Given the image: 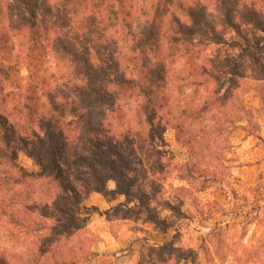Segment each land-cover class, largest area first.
<instances>
[{
  "label": "trees",
  "instance_id": "trees-1",
  "mask_svg": "<svg viewBox=\"0 0 264 264\" xmlns=\"http://www.w3.org/2000/svg\"><path fill=\"white\" fill-rule=\"evenodd\" d=\"M263 51L264 0H0V264H105L71 242L82 191H133L151 212L155 172L134 188V169L167 129L186 151L177 180L225 184L233 131L264 143L244 99Z\"/></svg>",
  "mask_w": 264,
  "mask_h": 264
},
{
  "label": "rangeland",
  "instance_id": "rangeland-1",
  "mask_svg": "<svg viewBox=\"0 0 264 264\" xmlns=\"http://www.w3.org/2000/svg\"><path fill=\"white\" fill-rule=\"evenodd\" d=\"M263 54L264 51L259 55ZM259 68L256 81L244 96L246 105L250 106V121L246 129L264 135V57L259 59ZM239 131L241 129L233 131L232 144ZM260 144L264 146V143ZM158 150L160 155L152 159V163L145 160L147 167L138 164L134 169V188L145 189L148 186L149 183L144 181L147 176L145 170L151 167L155 172L152 178H156L153 184L157 192L149 191L154 195L150 202L151 212L147 213L127 201L134 196L133 191L128 197L124 196L122 203H114L102 211L89 204L87 199L98 194L110 201L117 194L91 192L85 196L86 191H82L77 210L79 222L71 242H77L79 238L85 248H92L108 232L116 239L140 240L136 245L140 248L136 259L145 256L149 247L163 245V252L158 259L155 257V264H264V241L259 242L264 232V177L252 185H244L232 175L220 188L214 185L198 191V181L189 183L186 180L187 184L176 178L182 172L179 166L186 159V151L176 144L171 129L164 132L158 142ZM19 159L28 168H35L32 160L24 154H20ZM233 162L234 159L231 164ZM109 185L116 189L115 182L108 180L105 182L107 191L114 190L109 189ZM181 185L187 186L188 193L176 189ZM153 216L158 222L150 220ZM253 223L258 226H253ZM131 230L133 233L130 235ZM162 234L168 239H160ZM152 236L157 239H150ZM24 241L26 239H8L4 247L9 252L23 251ZM148 241L152 243L143 244ZM206 250L209 257L205 255ZM103 254L106 255L102 258L105 264L127 263V259L117 252Z\"/></svg>",
  "mask_w": 264,
  "mask_h": 264
},
{
  "label": "crops",
  "instance_id": "crops-1",
  "mask_svg": "<svg viewBox=\"0 0 264 264\" xmlns=\"http://www.w3.org/2000/svg\"><path fill=\"white\" fill-rule=\"evenodd\" d=\"M261 133L260 135L264 139V135ZM228 158L231 162L232 159H234L233 165L231 164L233 166H231L232 177L237 178L240 182L244 183V185H252L256 180L259 181V178L264 177V146L258 143L253 135L247 134L242 130L239 131V134H237V137L233 140L232 151L228 154ZM108 188L115 189L114 186L111 185H109ZM124 199V195L117 194L113 199L107 201L103 196L94 194L91 195L87 201L89 204L96 206L98 210L102 211L114 203H122ZM253 226L258 225L253 223ZM129 233L131 235L133 230L129 231ZM149 238L153 239V236ZM160 239L167 240L168 238L165 234H162ZM140 242L141 241L138 239L133 240L131 238L127 240L123 238L116 239L107 232L92 246V249L98 253L117 252V254H121L122 257L127 259V263L125 264H134L136 255H138L140 249L136 245ZM151 243L150 241H148V243L143 242L145 245Z\"/></svg>",
  "mask_w": 264,
  "mask_h": 264
}]
</instances>
